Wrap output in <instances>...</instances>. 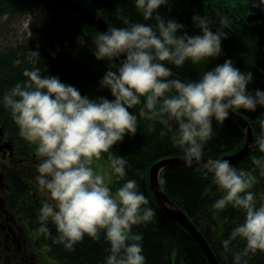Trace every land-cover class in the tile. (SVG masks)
Wrapping results in <instances>:
<instances>
[{
    "label": "clouds",
    "instance_id": "9594fccd",
    "mask_svg": "<svg viewBox=\"0 0 264 264\" xmlns=\"http://www.w3.org/2000/svg\"><path fill=\"white\" fill-rule=\"evenodd\" d=\"M250 2L264 5V0ZM168 3L133 0L143 20L153 22L133 21L121 12L124 26L109 25L92 38L95 57L108 62L99 86L110 89L113 99L82 95L58 75L42 74L33 59L40 54L33 50V67L23 70L26 79L0 96L19 136L35 146L39 158L34 180L46 198L37 210L36 232L68 251L85 236L103 238L108 244L103 264H146L143 234L133 229L152 221L156 209L137 179L127 178L126 156L114 150L126 135L135 136L145 120L153 130L157 123L164 125L161 136L174 128L171 144L183 154V163L212 175L220 192L213 209L244 213L221 244L233 264H249L250 254L264 252V197L253 191L264 177V112L256 116L258 132L249 144L251 168L226 158L205 160L204 155L215 135L213 121L223 125L241 110L264 108V89H250L254 74L241 71L231 58L207 67L198 79L174 77L169 65H199L222 55V40L229 33L223 27L226 19L213 31V20L194 13L192 22L200 31L190 35L182 22L162 14ZM86 35L77 38L82 46ZM237 240L244 241L238 250L233 245Z\"/></svg>",
    "mask_w": 264,
    "mask_h": 264
},
{
    "label": "trees",
    "instance_id": "16d2710c",
    "mask_svg": "<svg viewBox=\"0 0 264 264\" xmlns=\"http://www.w3.org/2000/svg\"><path fill=\"white\" fill-rule=\"evenodd\" d=\"M214 1L169 0L160 11L165 17L182 22L185 25L183 31H187L190 35L197 34L200 29L192 22L194 13L206 16L217 12L222 14V5ZM94 2L99 15L114 26H124L121 12L123 16L133 21L153 22L143 20L133 0H94ZM37 6L45 7L47 12L39 26L33 28L32 34L23 43L11 45L0 51V96L17 81L26 79L23 70L33 67L29 62L30 50H33L40 54L41 58L33 59L37 60V66L42 69V74L58 75L63 82L77 87L82 95L106 96L113 99L110 89L99 86L100 79L108 70V62L97 59L93 51H83L84 60H81L70 49L73 42L77 44L79 36L86 33V37L89 38L100 31L89 21L69 9L46 0H0V21H10L15 15L18 18L26 10L30 11ZM252 8L256 7L252 6ZM225 12L227 17L224 20L226 19L228 23L223 27L231 26L226 30L229 33L228 38L222 40V55L213 59L214 61L202 62L198 66L188 62L179 68L169 65L170 69L191 81L198 79L207 67H215L216 64L231 58L241 71H251L254 74V79L249 84L250 87L248 86L250 89H264V19L257 24L248 25L246 21L233 19L234 11ZM17 59L22 63H15ZM261 112L264 111L259 109L256 112L240 111L251 123L254 139L259 127L255 119ZM0 124L10 131L18 130L10 112L3 105H0ZM213 125L215 135L206 145L204 157L229 154L244 145L246 131L235 120L229 118L223 125L213 121ZM162 127L164 125L157 123L153 130L149 127L148 121L140 120L137 134L126 135L123 142L114 146L116 154L125 155L129 162L127 178L137 179L140 190L148 196L150 205L156 209L152 221L147 225L134 226L133 230L143 234L146 264H210L194 237L158 205L151 191L149 173L152 165L167 157H183V154L171 144L170 135L174 128L169 136H161ZM234 165L251 168L250 154ZM144 178L148 192L144 188ZM160 181L173 204L181 208L206 235L221 263L233 264L232 254L223 250L221 240L230 234L236 224L243 221L244 213L231 207L223 211L211 207L213 201L220 195L212 183V175L204 176L195 170V166L190 168L186 165H173L161 171ZM253 191L257 192L258 196L264 197V177ZM50 227L55 235V227L52 225ZM37 236L41 243H47L48 254L62 264H103L107 255L108 244L103 238L96 241L85 236V239L76 245L74 251H68L62 244L54 243L51 237L42 234ZM233 245L238 250L243 248L244 241H234ZM249 264H264V252L250 254Z\"/></svg>",
    "mask_w": 264,
    "mask_h": 264
},
{
    "label": "rangeland",
    "instance_id": "374dc122",
    "mask_svg": "<svg viewBox=\"0 0 264 264\" xmlns=\"http://www.w3.org/2000/svg\"><path fill=\"white\" fill-rule=\"evenodd\" d=\"M78 3L82 4L83 6L95 11L99 12L97 9V6L94 2V0H75ZM215 3L222 5V14L219 12L215 13L214 15L216 17L220 18H226L227 13L225 11H228V13L232 10L234 11L232 14L233 19H237L240 21H246L247 17L251 13H255L256 15H260V19L254 20V22H249L248 25H254L257 24L264 19V5H261L260 7H256L255 9L252 8L253 5H251L250 0H215ZM227 3V4H224ZM223 6H225L223 8ZM218 8V7H217ZM46 8L43 6H37L32 8L30 11L26 10L22 16L16 17L13 16L10 21L2 22L0 21V51L4 50L5 48L13 45H18L23 43L33 32V28L35 26H39V24L43 21V19L46 16ZM99 14V13H98ZM243 17H246L244 19ZM216 20V19H215ZM237 22L236 20L234 21ZM233 23V24H235ZM215 31V30H213ZM95 36L86 37L87 43L85 45H80L78 42H73L71 44L70 49L73 51V53L79 57V59L84 60V54L83 51H92L94 48V42L93 39ZM227 39V38H226ZM178 74V73H176ZM180 75V74H178ZM181 76V75H180ZM250 87V85H248ZM261 111H264V108H258ZM18 132V130H16ZM11 133L14 132V130L10 131ZM19 133V132H18ZM35 151V146H34ZM30 164H32L31 160ZM36 162H39V158ZM37 164V163H35ZM34 179H32L33 181ZM32 190L36 191L38 195L41 196L40 199H45L46 195L44 193H41L37 190L36 185L30 186ZM43 197V198H42ZM27 199L28 205L25 206V204L22 205V200ZM34 196L29 190L26 188H20L19 192L14 196L6 201V208L8 210V213H4L3 217L0 220V235L3 233L5 239L3 241L4 251H0L3 255L16 256V260H13L10 258V264H33L34 258L32 257L30 252L35 253V260L38 264H62L58 259L52 258L48 254V245L45 242H40L38 240L36 228L39 225V221L37 218V207H32L34 203ZM43 201V200H42ZM1 204V203H0ZM41 205L39 204V207ZM14 216L18 219V216L24 217L25 219L28 216V221H24L23 226V236L20 234V232L17 230L14 222L12 221V217ZM23 218V219H24ZM21 224L18 222V225ZM20 227V226H19ZM213 228V227H212ZM26 229V230H25ZM25 231V232H24ZM25 239L27 241H25ZM6 245L9 246V248L6 247ZM25 245L28 246L27 249H25ZM0 248H2V243H0ZM0 264H2V261H0Z\"/></svg>",
    "mask_w": 264,
    "mask_h": 264
},
{
    "label": "water",
    "instance_id": "95a60500",
    "mask_svg": "<svg viewBox=\"0 0 264 264\" xmlns=\"http://www.w3.org/2000/svg\"><path fill=\"white\" fill-rule=\"evenodd\" d=\"M52 4L64 7L75 12L77 15L83 17L87 21H89L92 25H94L98 30L105 31L109 27L110 24L107 20L97 14L95 11L83 6L75 0H46ZM260 15H256L255 13H251L247 20L248 22H254L256 19H260ZM172 75L180 80H187L182 75L176 74L172 71ZM231 119L235 120L239 125H241L246 131V141L244 145L237 151L219 155V156H207L204 157L205 160L213 159V158H226L229 159L233 164L242 160L247 154H249V144L254 140V130L249 122V120L241 113H238L236 116L231 117ZM173 165H185L183 163V157H167L155 162L149 173L150 178V188L156 199L158 205L166 211L177 223L183 226L188 233H190L194 239L198 242L202 250L204 251L208 261L210 264H222L219 257L216 255L213 250L208 238L202 232V230L190 219V217L179 207L175 206L172 200L169 198L167 193L164 191L161 181H160V173L161 171L168 166ZM144 188L145 191L148 192V188L146 186V179L144 178Z\"/></svg>",
    "mask_w": 264,
    "mask_h": 264
},
{
    "label": "flooded vegetation",
    "instance_id": "af4514ba",
    "mask_svg": "<svg viewBox=\"0 0 264 264\" xmlns=\"http://www.w3.org/2000/svg\"><path fill=\"white\" fill-rule=\"evenodd\" d=\"M208 17L214 22L213 30H216L220 21L224 20V18L216 17L214 14L209 15ZM243 18L246 19V17ZM180 19L182 20V17ZM230 26L224 27V29L228 30L230 29ZM226 38H228V35ZM37 159L38 157L34 151V145L28 143L20 137L17 131L11 133L9 129H6V127L0 124V220L3 215H5L4 213H8L5 206V200L8 201L11 196L14 197L19 192L21 187L23 189L26 188L33 194L34 203L31 205L32 207L39 208V204L41 205L44 198L42 197L43 199H40L41 196L30 187L31 185H36L35 180L32 181V179H34L36 175V166L38 164V162H36ZM29 160H31L33 165L30 164ZM23 204H25V206L28 205L27 199L22 200V205ZM11 217L17 230L23 236V220L27 222L29 220L28 216L26 219L24 217L23 219L21 216H18V219L14 216ZM18 222L21 224L18 225ZM4 239L5 237L2 233L0 235V243H2L0 251L6 250L4 249L2 241ZM25 241L27 240L25 239ZM6 247L9 248L8 245H6ZM27 248L28 246L25 245V249ZM30 253L34 258L33 263L36 264L35 253ZM10 258L16 260L15 255L9 257L8 255L0 253V261H2V264H10Z\"/></svg>",
    "mask_w": 264,
    "mask_h": 264
},
{
    "label": "bare ground",
    "instance_id": "6f19581e",
    "mask_svg": "<svg viewBox=\"0 0 264 264\" xmlns=\"http://www.w3.org/2000/svg\"><path fill=\"white\" fill-rule=\"evenodd\" d=\"M214 60H215V59H214ZM214 60H213V61H214ZM197 66H198V65H197ZM202 70H203V69H202ZM202 72H203V71H202Z\"/></svg>",
    "mask_w": 264,
    "mask_h": 264
}]
</instances>
